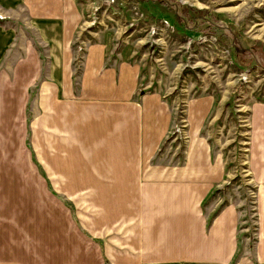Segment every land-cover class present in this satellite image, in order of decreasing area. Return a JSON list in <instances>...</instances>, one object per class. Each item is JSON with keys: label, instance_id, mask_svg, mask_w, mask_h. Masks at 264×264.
Masks as SVG:
<instances>
[{"label": "crops", "instance_id": "crops-1", "mask_svg": "<svg viewBox=\"0 0 264 264\" xmlns=\"http://www.w3.org/2000/svg\"><path fill=\"white\" fill-rule=\"evenodd\" d=\"M7 1L36 37L0 23V264H264V142L250 150L256 238L246 252L238 208L212 198L226 172L200 134L211 101H186L182 159L153 161L172 110L138 90V64L99 39L76 53L75 0Z\"/></svg>", "mask_w": 264, "mask_h": 264}, {"label": "rangeland", "instance_id": "rangeland-1", "mask_svg": "<svg viewBox=\"0 0 264 264\" xmlns=\"http://www.w3.org/2000/svg\"><path fill=\"white\" fill-rule=\"evenodd\" d=\"M75 2L81 10L72 40L76 53L81 55L87 42L101 40L109 56L138 64V90L157 92L172 110L168 141L153 161L182 159L186 101H211L200 134L219 153L226 172L212 198L220 196L238 208L237 224L244 225L240 233L248 235L240 237L242 249L250 252L256 238L257 185L250 150L256 141L264 142V131L257 140L250 128L255 108L264 110V0ZM26 21L24 9L0 0V23L36 37Z\"/></svg>", "mask_w": 264, "mask_h": 264}, {"label": "trees", "instance_id": "trees-1", "mask_svg": "<svg viewBox=\"0 0 264 264\" xmlns=\"http://www.w3.org/2000/svg\"><path fill=\"white\" fill-rule=\"evenodd\" d=\"M183 11V10H182ZM179 17V15H177ZM179 19V18H178ZM72 46H73V43H72Z\"/></svg>", "mask_w": 264, "mask_h": 264}]
</instances>
